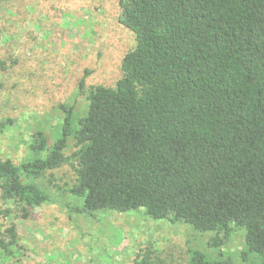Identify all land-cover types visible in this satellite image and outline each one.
Here are the masks:
<instances>
[{
    "label": "trees",
    "instance_id": "obj_1",
    "mask_svg": "<svg viewBox=\"0 0 264 264\" xmlns=\"http://www.w3.org/2000/svg\"><path fill=\"white\" fill-rule=\"evenodd\" d=\"M120 6L136 40L122 78L91 87L86 114L68 113L51 147L39 133L28 160L0 158L2 200L24 218L51 203L38 181L67 162L72 137L76 183L65 193L82 201L79 213L142 211L214 233L208 247L220 252L242 232L264 261V0ZM16 248L13 224L0 230V254L11 261ZM191 264L228 261L196 251Z\"/></svg>",
    "mask_w": 264,
    "mask_h": 264
},
{
    "label": "rangeland",
    "instance_id": "obj_2",
    "mask_svg": "<svg viewBox=\"0 0 264 264\" xmlns=\"http://www.w3.org/2000/svg\"><path fill=\"white\" fill-rule=\"evenodd\" d=\"M121 15L120 0H0L1 159L20 164L31 158L39 133L51 147L68 113L86 114L91 87H114L122 78L136 40ZM76 150L69 137L67 162L38 181L51 203L27 218L0 191V207L11 210L0 218V230L14 224L18 233L11 261L0 254V264H137L148 258L191 264L196 251L211 261L264 264L246 249L242 232L220 252L208 247L214 233L154 221L142 211L79 213L82 201L65 193L76 183Z\"/></svg>",
    "mask_w": 264,
    "mask_h": 264
}]
</instances>
